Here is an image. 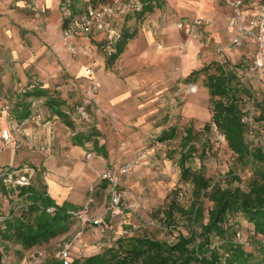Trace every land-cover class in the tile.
I'll return each mask as SVG.
<instances>
[{
	"label": "rangeland",
	"instance_id": "rangeland-1",
	"mask_svg": "<svg viewBox=\"0 0 264 264\" xmlns=\"http://www.w3.org/2000/svg\"><path fill=\"white\" fill-rule=\"evenodd\" d=\"M162 1L158 23L164 26L167 24L164 13L170 4ZM213 1L221 19H207L215 25V32L221 33L229 18L224 10L227 3L226 0ZM25 5L23 2V6L15 7L14 17L0 7V106L5 101L10 103L13 113L20 117L18 113L24 104L29 108V115L40 114L37 116L40 122L35 121L38 125L30 127L34 133L27 125L28 136L16 144L7 146L0 138V170L10 165L14 156L13 168L27 164L36 169L32 180L37 186L45 185L50 174L60 172L65 187L79 200L76 204L84 206L92 201L89 224L83 226L77 219L72 221L67 233L38 247L39 250L54 255L66 239H75L73 259L83 260L105 252L119 238L150 237L174 244L180 234L190 236L193 231L200 232L199 224L208 221V209L212 207L208 200H204L205 214L199 223H192L178 209L172 220L167 219L172 202L189 211L194 200L193 185L181 179L180 168L182 150L189 144L185 141L189 128L193 130L190 145L196 147V152L186 165L202 170L212 185L248 189L253 178L251 165L239 159L226 141L220 140L221 133L214 125L210 131L205 129L217 99L210 96L209 90H204L205 82L218 65H226L238 73L243 87L251 90L250 95H241L240 106L245 116L254 118L253 133L249 137L252 147H264V124L258 121L264 111V81L248 75L246 61L250 57L231 53L228 38L222 42V47L226 48L224 55L218 53L219 47L215 50L213 44L210 50L214 57L204 60L200 53L198 58L203 63L191 67L192 71L207 70L187 80L183 58L187 42L174 44L171 53L163 43L162 32L154 24L153 13L148 12L143 17L129 19L127 26L130 25V33L135 34L114 63L103 54L101 65L97 61L80 65L78 59L71 58L62 42L60 16L56 10L39 12ZM172 24L177 26L178 23L175 20ZM148 31H152L153 40ZM195 38L201 44L205 42L202 32ZM91 67L92 76L87 69ZM31 78L50 95L65 101L64 109L73 111L85 105L91 115L89 121H72L70 127L58 117L48 123L55 114L45 104L46 97L22 92ZM97 83L100 84L98 90L94 89ZM191 85L198 87L197 94L190 92ZM91 91L94 98L88 97ZM1 118L6 119L2 113L0 125L6 127ZM173 128L176 136L161 142L163 131ZM78 138L84 141V150L75 148ZM96 145L107 153L106 157L97 151ZM125 164L132 166L131 173L121 177L125 214L112 218L107 209L110 187L101 180V175L109 168ZM0 208L2 212L14 209L19 214L23 202L15 194L0 191ZM104 223L112 227L103 230L101 224ZM231 223L233 238L235 231H241L245 250L257 254L255 241L261 236L254 234L253 226L240 215ZM34 249L23 250L17 246L3 249V261L20 264Z\"/></svg>",
	"mask_w": 264,
	"mask_h": 264
},
{
	"label": "trees",
	"instance_id": "trees-1",
	"mask_svg": "<svg viewBox=\"0 0 264 264\" xmlns=\"http://www.w3.org/2000/svg\"><path fill=\"white\" fill-rule=\"evenodd\" d=\"M73 1L71 10L74 16H77L85 13L89 5H105L111 0ZM140 1L144 3L143 12L138 14L141 17L163 7L162 0ZM129 19L130 16L126 18L127 22ZM67 22L65 18L63 29ZM123 34V40L116 45V52L110 57L111 63L124 53L128 41L135 33L132 34L124 28ZM204 70L207 68L192 71L187 80H192L196 74ZM37 85L38 83L32 80L23 91L29 96L46 97L45 104L48 108L66 125L72 127V115L75 110L64 109L65 101L50 95L42 86L37 87ZM205 87L213 99L217 98L213 103L211 121L205 125V129L210 131L214 125L225 136L231 151L246 164L251 165L253 178L248 189L212 185L211 180L202 170H194L186 165L196 152V147L190 145L193 130L189 128L185 137L186 143L189 142V144L182 150L180 168L181 179L193 185L194 200L189 211L179 207L176 202H172L167 211V219L172 220L175 210L178 209L192 223H199L205 214L204 200H208L212 203V207L208 209V221L206 223L201 221L199 224L201 231H193L190 236L180 234L174 244L150 237L119 238L114 246L105 252L83 260L73 259V249L69 256L70 264H264V147L259 145L252 147L249 140L250 128L243 122L245 113L240 106V102L243 101L241 95H250L251 90L243 87L238 73L228 69L226 65H218L215 73L208 74ZM29 114V108L23 104L22 111L18 113L20 117L17 118L33 116ZM38 115L40 114L36 113L35 116ZM258 121L264 124V111L258 117ZM175 136V128L163 131L160 141L166 142ZM78 140L79 143L75 145L84 147V141L79 138ZM95 148L106 157L107 153L99 149L98 145ZM40 184L37 186L32 180L28 185L18 186L0 181V191L4 194H15L23 202V210L19 214L14 209H10L9 212L0 210V238L2 239L0 264H6L3 261L5 256L3 249L17 246L23 250L35 248L31 254L43 251L38 247L67 233L71 228V222L77 219L72 212L81 207L77 208L68 202L58 204L47 192L46 185ZM237 215L243 216L253 226L256 236H261V239L255 241L257 254L245 250L243 246L245 237L241 231H235L236 235L233 238L231 221L235 220ZM60 249L61 246L57 252ZM44 252L47 253V251ZM56 253L47 255V258L38 264H64L63 259L57 257Z\"/></svg>",
	"mask_w": 264,
	"mask_h": 264
},
{
	"label": "built area",
	"instance_id": "built-area-1",
	"mask_svg": "<svg viewBox=\"0 0 264 264\" xmlns=\"http://www.w3.org/2000/svg\"><path fill=\"white\" fill-rule=\"evenodd\" d=\"M44 0H32L28 8L33 11H38L41 8V3ZM60 5L66 12L65 18L67 23L62 30V42L66 46L65 48L70 52L71 58L80 59V57H88L89 51L96 49L101 51L106 57H112L116 52V45L120 43L123 38V30L127 26L126 18L142 13L144 10V3L140 0H111L108 4L93 6L89 5L86 12L77 16H74L71 7L74 4L73 0H60ZM233 12L228 18V24L235 31V35L230 42V47L238 45L241 42V36L245 35L249 40L255 43V53L248 66V75L252 74L257 79L264 81V3L257 6V9L249 20H245L243 7L244 0H226ZM208 25V21L202 18H196L194 20H182L178 22L177 27L184 30L188 35L192 37L199 36L202 29ZM102 34L104 38L98 46L92 48L87 44H78L76 39L82 36ZM226 48L219 47L218 53L224 55ZM89 69V75L93 72V68ZM92 70V71H91ZM92 76V75H91ZM91 82L92 84L95 83ZM100 86L96 84L95 88ZM93 87V85H92ZM190 92L196 93L198 87L191 85L189 87ZM89 98H94L93 92L88 95ZM4 114L7 120L6 127L0 125V138L7 145L16 144L21 138L28 136L27 124L29 121H39L40 117L29 116L28 118L19 119L13 113L10 103L3 102L0 106V114ZM90 113L85 105L78 106L72 120L75 123H82L89 121ZM249 128L250 133H253V116L248 115L243 119ZM220 140L225 142L226 138L223 134L220 135ZM89 158L92 154L88 155ZM132 171L130 164L121 165L105 170L101 175V180L106 182L110 187V201L108 205V211L112 218H118L121 214H125V209L122 207L123 193L121 191L122 183L121 177L128 176ZM36 169L24 165L23 167H15L8 165L0 170V181L4 184H12L18 186H25L30 184ZM91 200L88 201L80 209L73 211L77 220L81 222L83 226L89 224L90 220V207ZM53 210V209H51ZM96 221L95 223L98 224ZM103 221L101 220V223ZM104 229H110L112 226L109 223L101 224ZM75 239H66L61 245V249L56 253L57 257L63 259L64 264H70L69 256L73 249H75ZM47 257V253L44 251H38L31 254V256L24 260L22 264H38L44 261Z\"/></svg>",
	"mask_w": 264,
	"mask_h": 264
},
{
	"label": "crops",
	"instance_id": "crops-1",
	"mask_svg": "<svg viewBox=\"0 0 264 264\" xmlns=\"http://www.w3.org/2000/svg\"><path fill=\"white\" fill-rule=\"evenodd\" d=\"M32 0H0V7H3L5 12L10 13L11 17L16 16V9L15 7H17L18 4H22L23 6V2H26V8H28L29 3ZM167 2V4H170V7L168 9H166L164 16H165V20L167 24L160 25L158 23V19L160 18L161 14H162V10L161 9H156L153 13V17H154V24L156 25L157 28L160 29V31L162 32V39H163V43L164 45H167L171 50L170 52L172 53V47H174V44L179 45L184 44L185 42H187V46L185 47V54L183 56L184 61H185V78L188 77L192 72V68L193 66H196L197 64H202L203 61H200V59L198 58V56L201 53V57H203V59H207L208 56L210 57H214L212 55V52L210 50V47L212 46L211 44H213L214 49L216 50L218 47H222V42L224 41L225 38H228V42H231V40L233 39L234 35H235V31L232 27L229 26L228 24V18L226 19V25H225V31L221 32V33H217L215 32V25L212 24V22L210 20H208L207 18L211 19V20H215V19H221L220 16L216 13V2L213 0H165ZM245 4L243 7V11H244V18L245 20H249L250 18H252V16L254 15L257 6L260 4H263L264 1H260V0H244ZM60 0H50V2L48 0H44L41 3V8L40 11H47L50 9H54L55 12L58 13V15L60 16V28H61V33L64 27V17L66 12L64 11V8L60 5ZM226 4V3H225ZM167 5V7H168ZM173 7V9H172ZM30 9V8H29ZM31 10V9H30ZM227 13H228V17H230V15L233 12V9L226 4V7L224 9ZM185 15L189 16L187 18H184V20H194L196 18H202L206 21H208V25L202 29V33L205 34V42L204 43H200L197 38L192 37L190 35H188L184 30L179 29L177 26H175L174 24H172V21L174 22L175 20L178 22L182 21L181 19L183 17H185ZM135 16H138L139 18L141 17L140 15H132L130 16V18ZM175 18V19H174ZM125 29H128L130 31V25L126 26ZM149 32V31H148ZM149 36L152 38L153 40V33L152 31L149 32ZM104 38V36L102 34H94V35H87V36H82L77 38L76 43L78 42V44H87L90 45L92 48L98 46V42L100 43L102 41V39ZM180 44V45H181ZM206 47L209 48L206 50ZM203 50V51H202ZM234 51V52H233ZM231 53H238L240 54V56H249L250 59L248 61H246L248 64L250 63L251 59L254 56L255 53V43L252 42L251 40H249L245 35L241 36V42L238 45H234L232 46V50ZM103 53L101 51H97L95 48L92 49L91 51H89V56L84 58H80L77 60V62L82 65V64H91L95 61L99 62L98 65H101V57H102ZM233 55V54H231ZM34 80L33 78L28 79L27 83L22 87V89L24 90V88L32 81ZM38 87V85H37ZM21 89V90H22ZM204 90H208L207 88H204ZM24 92V91H23ZM25 93V92H24ZM2 119V118H1ZM55 119H59L58 116H54L53 119L49 120V122L52 123V121L54 122ZM4 124H8L7 120L2 119ZM60 121V120H59ZM40 122V121H39ZM58 122H55V124L57 125ZM32 124H37V122L35 121H29L28 128L31 129L30 127H34L32 126ZM31 132H33V129H31ZM34 133V132H33ZM39 137V136H38ZM54 138V136H52ZM40 138H42V135H40ZM76 149L79 150H84V147L81 146H75ZM75 149V150H76ZM14 156L11 157L12 161L10 163V165H14L13 163L15 162V158L13 159ZM35 158V157H34ZM31 159H33V157H31ZM14 161V162H13ZM4 165V164H3ZM23 165H27V164H23ZM18 166V165H17ZM50 178L47 179V182L45 183L46 187H47V192L51 195V197L58 203V204H63L64 202H68L71 203L73 206H80L78 204H76L79 200L75 199L72 197V193H71V189H67L65 187V179H63V177H61V173L57 172L54 175L50 174ZM59 177L56 180V177ZM52 179V180H51ZM51 182H54L56 184V187H53ZM82 207V205L80 206ZM10 210V209H9ZM8 213H6L7 215ZM76 245V242H75ZM76 248V246H75Z\"/></svg>",
	"mask_w": 264,
	"mask_h": 264
},
{
	"label": "bare ground",
	"instance_id": "bare-ground-1",
	"mask_svg": "<svg viewBox=\"0 0 264 264\" xmlns=\"http://www.w3.org/2000/svg\"><path fill=\"white\" fill-rule=\"evenodd\" d=\"M50 2V0H48ZM198 93V91L196 92V94ZM52 180V179H51ZM53 187H56V184L54 182H51Z\"/></svg>",
	"mask_w": 264,
	"mask_h": 264
}]
</instances>
